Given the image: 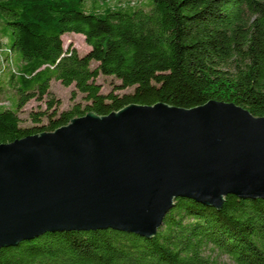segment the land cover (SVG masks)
Instances as JSON below:
<instances>
[{
	"label": "trees",
	"instance_id": "1",
	"mask_svg": "<svg viewBox=\"0 0 264 264\" xmlns=\"http://www.w3.org/2000/svg\"><path fill=\"white\" fill-rule=\"evenodd\" d=\"M133 4L0 0L9 40L0 47V95L7 87L14 92L13 108L0 109V143L129 103L190 108L216 100L264 115V0ZM68 32L83 35L90 49L82 55L64 49L61 36ZM99 75L119 80L115 89L132 90L102 93ZM52 79L73 84L83 103L58 112ZM32 98L45 109L31 112L33 124L22 127L18 110ZM221 256L264 264L263 199L229 194L217 210L177 197L150 238L110 228L56 231L0 247V264H228Z\"/></svg>",
	"mask_w": 264,
	"mask_h": 264
},
{
	"label": "water",
	"instance_id": "2",
	"mask_svg": "<svg viewBox=\"0 0 264 264\" xmlns=\"http://www.w3.org/2000/svg\"><path fill=\"white\" fill-rule=\"evenodd\" d=\"M264 200V115L208 100L129 103L0 143V247L45 232L154 237L174 199Z\"/></svg>",
	"mask_w": 264,
	"mask_h": 264
},
{
	"label": "rangeland",
	"instance_id": "3",
	"mask_svg": "<svg viewBox=\"0 0 264 264\" xmlns=\"http://www.w3.org/2000/svg\"><path fill=\"white\" fill-rule=\"evenodd\" d=\"M148 1L149 0H107V3L110 6H118V5H124L127 2H129V3L133 2L134 3L133 5H135V6L146 7ZM90 6H91V3L87 2L86 3L87 10ZM3 26H4V23H3L2 19L0 18V47H4V45L9 47L8 38L3 37V35H4V32L2 31ZM61 39H62L64 49L74 48L79 55L86 53L90 49V47L86 44V42L84 40V36L81 34L74 33V32H68V33H64L61 36ZM3 54H5V52L2 53V55ZM12 59L14 61L13 55H12ZM92 65L94 66L95 63H92ZM96 82L101 85L100 92H102V93H107V92L115 89V87L117 85H119V83H120V81L117 80L115 77L109 76V75H99L96 78ZM131 90H132V88L129 87V88H125V89H115L114 92L117 94H122V93L130 92ZM49 91L51 93V96L54 99H57L59 101L58 106H57L58 112L70 108L76 102H82L83 103L82 94L75 90V87L73 84H71L69 86H64L60 83V81L52 79L50 81ZM73 91H74V93H72ZM13 99H14V92L10 87H7L6 90L0 95V109L1 108H13V104H12ZM45 106L46 105H45L44 101H39L35 98H32L29 101H27L22 106V108H20L18 110V116L21 120L20 125L22 127L31 126L33 123H32L31 118H30V113L35 112V111H39V110H43V109H45ZM43 122H45V120H43ZM218 259L221 262L233 264L225 256H221Z\"/></svg>",
	"mask_w": 264,
	"mask_h": 264
}]
</instances>
